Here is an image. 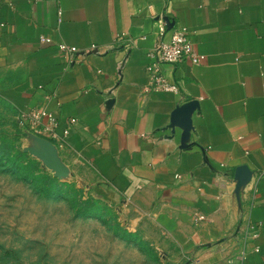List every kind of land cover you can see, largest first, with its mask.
I'll return each instance as SVG.
<instances>
[{
	"label": "crops",
	"instance_id": "0c3cea01",
	"mask_svg": "<svg viewBox=\"0 0 264 264\" xmlns=\"http://www.w3.org/2000/svg\"><path fill=\"white\" fill-rule=\"evenodd\" d=\"M181 26L202 58L154 89ZM0 98L173 264H264V0H0Z\"/></svg>",
	"mask_w": 264,
	"mask_h": 264
},
{
	"label": "rangeland",
	"instance_id": "374dc122",
	"mask_svg": "<svg viewBox=\"0 0 264 264\" xmlns=\"http://www.w3.org/2000/svg\"><path fill=\"white\" fill-rule=\"evenodd\" d=\"M28 144L0 98V264H173L117 208L42 167Z\"/></svg>",
	"mask_w": 264,
	"mask_h": 264
},
{
	"label": "built area",
	"instance_id": "2783aa9c",
	"mask_svg": "<svg viewBox=\"0 0 264 264\" xmlns=\"http://www.w3.org/2000/svg\"><path fill=\"white\" fill-rule=\"evenodd\" d=\"M160 30H163V28L161 27ZM44 40L47 41L49 39L45 38ZM125 45L128 50L131 47L130 41H127ZM60 49L69 54H72L76 50L74 47H67L64 45L60 46ZM146 56L148 58L146 71L149 74L151 86L154 89L164 91L177 90V84L170 81L166 76L164 70L165 65L176 66L183 61L197 64L202 58V55L197 53L194 49L190 31L185 26L172 28L169 37L167 39H159L154 46L148 50ZM122 63L123 61L120 63V67ZM42 117L46 118V124L41 130L46 134H52L55 119L45 111H27L21 115V122L30 121L32 130H35L36 124ZM73 120L74 119H72V121ZM32 132L38 133L39 130L37 129ZM253 236H256V233H253Z\"/></svg>",
	"mask_w": 264,
	"mask_h": 264
},
{
	"label": "water",
	"instance_id": "95a60500",
	"mask_svg": "<svg viewBox=\"0 0 264 264\" xmlns=\"http://www.w3.org/2000/svg\"><path fill=\"white\" fill-rule=\"evenodd\" d=\"M183 109L175 112V115ZM29 144L23 147L27 152L42 162V167L49 169L57 178H65L69 175V168L61 160L56 146L49 140L40 135L27 132Z\"/></svg>",
	"mask_w": 264,
	"mask_h": 264
}]
</instances>
